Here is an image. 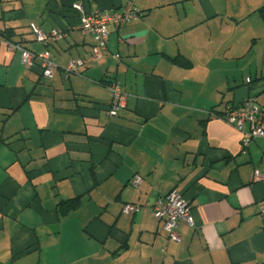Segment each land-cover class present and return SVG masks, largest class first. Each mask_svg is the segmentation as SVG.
<instances>
[{
  "label": "crops",
  "instance_id": "0c3cea01",
  "mask_svg": "<svg viewBox=\"0 0 264 264\" xmlns=\"http://www.w3.org/2000/svg\"><path fill=\"white\" fill-rule=\"evenodd\" d=\"M131 1L0 0V264H264V139L243 149L248 124L212 116L248 97L264 110V0H133L108 53L65 78L94 44L73 8ZM29 24L65 36L45 45ZM7 39L48 51L52 78ZM107 82L126 95L114 116ZM174 189L194 224L179 243L150 208Z\"/></svg>",
  "mask_w": 264,
  "mask_h": 264
},
{
  "label": "built area",
  "instance_id": "2783aa9c",
  "mask_svg": "<svg viewBox=\"0 0 264 264\" xmlns=\"http://www.w3.org/2000/svg\"><path fill=\"white\" fill-rule=\"evenodd\" d=\"M73 10L78 14L79 25L77 30L82 35H88L93 40V46L90 50L87 60L71 61L64 69L63 75L65 78L71 74L78 73V70L85 64L96 62L108 53V31L107 26L112 24L115 28H119L128 22L138 18L139 13L134 6L133 0L122 8L114 12H86L82 6L77 5ZM31 34L37 42L48 45L62 39L65 34L60 30H54L50 33L42 32L36 25H28ZM9 47L17 49L21 52L22 63L30 68L34 61L39 62L40 74L44 78L51 79L55 71V65L50 59L48 51L34 54L26 50L23 44H9ZM249 82V80L247 81ZM110 99L107 106V114L110 116L116 115L119 111L125 108L126 95L122 92L120 86L116 82H110L106 85ZM214 118H221L227 124L242 130L245 124H248L249 130L243 134L242 147L246 148L252 139H264V110L257 104L256 98L248 97L238 107L226 106L221 115L212 114ZM255 179L259 176L256 173ZM141 179L135 176L131 185L138 188ZM152 216L157 222H161L163 230L166 232L168 239L172 242L179 243L180 236L177 233V228L180 223L193 228L194 224L190 216L189 203L185 201L176 189L169 192L163 197L157 198L150 206ZM141 206L135 204H126L122 208V213L130 215L139 212ZM259 216L263 222L264 232V202L258 205Z\"/></svg>",
  "mask_w": 264,
  "mask_h": 264
},
{
  "label": "trees",
  "instance_id": "16d2710c",
  "mask_svg": "<svg viewBox=\"0 0 264 264\" xmlns=\"http://www.w3.org/2000/svg\"><path fill=\"white\" fill-rule=\"evenodd\" d=\"M261 15H262V17H263V20H264V7L262 8V10H261ZM1 37H3V35L1 34ZM7 43H9V44H20V43H13V42H11L10 40H8L7 39V41H6ZM110 82H107V83H105V85H107V84H109ZM222 114V113H221ZM217 115H219V114H217ZM78 201H79V199L78 198H76V199H74V200H67V201H65V202H62L61 204H60V210L63 212V214H66L67 212H70L71 210H74V209H76V207L78 206Z\"/></svg>",
  "mask_w": 264,
  "mask_h": 264
}]
</instances>
